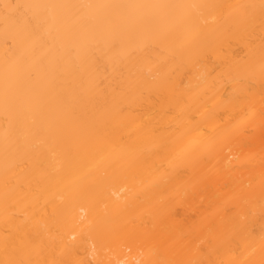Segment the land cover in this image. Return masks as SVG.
Wrapping results in <instances>:
<instances>
[{
    "label": "bare ground",
    "instance_id": "6f19581e",
    "mask_svg": "<svg viewBox=\"0 0 264 264\" xmlns=\"http://www.w3.org/2000/svg\"><path fill=\"white\" fill-rule=\"evenodd\" d=\"M0 264H264V0H0Z\"/></svg>",
    "mask_w": 264,
    "mask_h": 264
}]
</instances>
